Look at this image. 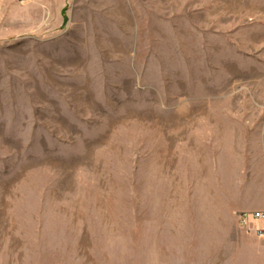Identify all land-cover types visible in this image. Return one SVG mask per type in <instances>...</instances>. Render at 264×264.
<instances>
[{
  "label": "rangeland",
  "instance_id": "obj_1",
  "mask_svg": "<svg viewBox=\"0 0 264 264\" xmlns=\"http://www.w3.org/2000/svg\"><path fill=\"white\" fill-rule=\"evenodd\" d=\"M258 191L264 0H0V264H219Z\"/></svg>",
  "mask_w": 264,
  "mask_h": 264
},
{
  "label": "crops",
  "instance_id": "obj_2",
  "mask_svg": "<svg viewBox=\"0 0 264 264\" xmlns=\"http://www.w3.org/2000/svg\"><path fill=\"white\" fill-rule=\"evenodd\" d=\"M250 198L249 209L264 211V191L253 193ZM224 231L221 229L219 252L222 259L219 264H264V223H254L249 229L236 225Z\"/></svg>",
  "mask_w": 264,
  "mask_h": 264
},
{
  "label": "built area",
  "instance_id": "obj_3",
  "mask_svg": "<svg viewBox=\"0 0 264 264\" xmlns=\"http://www.w3.org/2000/svg\"><path fill=\"white\" fill-rule=\"evenodd\" d=\"M255 220V221H261L264 222V211H259V212H253L251 215H244L242 216L243 222H247L249 220Z\"/></svg>",
  "mask_w": 264,
  "mask_h": 264
}]
</instances>
